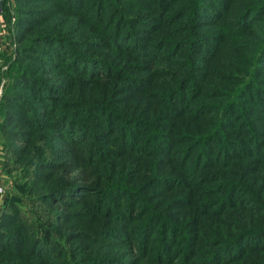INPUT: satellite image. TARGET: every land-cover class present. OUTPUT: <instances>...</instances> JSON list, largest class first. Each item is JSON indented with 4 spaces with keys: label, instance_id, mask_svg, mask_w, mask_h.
I'll list each match as a JSON object with an SVG mask.
<instances>
[{
    "label": "trees",
    "instance_id": "trees-1",
    "mask_svg": "<svg viewBox=\"0 0 264 264\" xmlns=\"http://www.w3.org/2000/svg\"><path fill=\"white\" fill-rule=\"evenodd\" d=\"M16 2L0 264H264V0Z\"/></svg>",
    "mask_w": 264,
    "mask_h": 264
},
{
    "label": "rangeland",
    "instance_id": "rangeland-1",
    "mask_svg": "<svg viewBox=\"0 0 264 264\" xmlns=\"http://www.w3.org/2000/svg\"><path fill=\"white\" fill-rule=\"evenodd\" d=\"M9 2V3H8ZM6 2V12H4L3 20H4V27L2 29V32L4 35L0 33V38H2V46L3 50L0 51V89H2V95L4 91L6 90V87L8 83L10 82V67L12 62L17 58L18 55V50H19V37L17 34V2L16 0H8ZM2 35V36H1ZM0 96V100L1 97ZM4 144L3 136L2 133L0 132V146L3 147L2 145ZM14 175H9V178H13ZM4 189H5V196H4V201L6 198V193L7 189L11 188V185H9L7 182L3 184ZM0 207V211L3 207V203Z\"/></svg>",
    "mask_w": 264,
    "mask_h": 264
},
{
    "label": "built area",
    "instance_id": "built-area-1",
    "mask_svg": "<svg viewBox=\"0 0 264 264\" xmlns=\"http://www.w3.org/2000/svg\"><path fill=\"white\" fill-rule=\"evenodd\" d=\"M4 0H0V33L2 35H4V33L2 32V29L4 27V20H3V16H4V12H5V9H4ZM9 3V2H8ZM1 35V36H2ZM2 38H0V51L3 50V44H2ZM2 95V89H0V96ZM2 153V148H0V154ZM5 194V189H4V186H3V183L0 182V205L2 203V199H3V196Z\"/></svg>",
    "mask_w": 264,
    "mask_h": 264
},
{
    "label": "crops",
    "instance_id": "crops-1",
    "mask_svg": "<svg viewBox=\"0 0 264 264\" xmlns=\"http://www.w3.org/2000/svg\"><path fill=\"white\" fill-rule=\"evenodd\" d=\"M0 148H2V147L0 146ZM0 172H1V170H0Z\"/></svg>",
    "mask_w": 264,
    "mask_h": 264
}]
</instances>
